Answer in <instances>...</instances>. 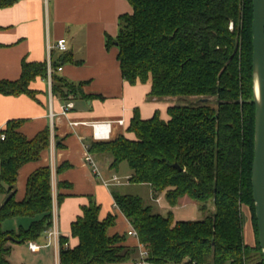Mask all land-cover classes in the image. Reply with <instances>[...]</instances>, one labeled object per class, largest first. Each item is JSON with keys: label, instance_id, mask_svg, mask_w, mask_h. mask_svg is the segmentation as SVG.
<instances>
[{"label": "trees", "instance_id": "obj_1", "mask_svg": "<svg viewBox=\"0 0 264 264\" xmlns=\"http://www.w3.org/2000/svg\"><path fill=\"white\" fill-rule=\"evenodd\" d=\"M15 1L0 0V6ZM129 2L133 11L120 15L117 36L108 38V45L118 47L125 79L131 83L149 81L151 98L208 95L216 98V108L204 101L171 104L169 100L168 119L161 117L159 110L149 118L135 110L127 126L134 138L122 133L93 141L89 150L111 154L113 167L127 161L132 168L130 181L149 184L154 197L163 193L170 206L188 195L199 201L203 210L209 204L213 208L200 219H178L171 209L166 214L154 211L140 195L114 191L116 205L148 249L146 261L264 264L251 183L255 110L252 0ZM37 76H47V62L24 59L18 79H0V93L34 95L29 85ZM52 76L53 93L61 97L67 98L82 87V82L75 84L56 73ZM20 125L17 119L0 127V194H5L0 203V264H12L14 244L39 238L53 224L49 165L35 169L28 176L24 197H16L19 170L50 145V127L28 138L18 129ZM62 197L59 194V200ZM244 206L255 231L253 243L244 238ZM82 209L71 223L72 235L79 242L71 247L66 237H60V264L133 258L138 248L125 244L126 235L108 233L115 223L113 214L101 219L100 204L93 199ZM14 216H28L31 221L17 230L4 228L3 221Z\"/></svg>", "mask_w": 264, "mask_h": 264}, {"label": "crops", "instance_id": "obj_2", "mask_svg": "<svg viewBox=\"0 0 264 264\" xmlns=\"http://www.w3.org/2000/svg\"><path fill=\"white\" fill-rule=\"evenodd\" d=\"M132 11L129 0H16L11 5L0 6V79H18L24 59L48 64L50 58L54 73L75 84L82 82L81 89L67 98L53 93L47 76H37L30 82L34 95L0 93L1 128L8 121L18 119L21 120L18 129L28 138L48 126L51 133L50 145L41 151V156L20 168L16 197H24L28 176L35 169L49 165L53 194L51 227L57 228L60 236L56 238L45 231L39 238L30 240L41 245L37 251L30 249V241L14 244L13 250L25 246L28 251L27 257L24 255L18 264H49L51 258L60 264V237H66L71 247L79 242L72 235L71 223L91 199L100 204L101 219L109 214L115 216L109 235L124 234L125 244L138 248L127 261L102 264H154L138 263L141 242L138 236L129 234L131 224L115 203L114 191L126 193L124 187L123 191L118 188L123 183L116 172L123 161L113 167L111 154L92 152L100 170L97 174L86 159L87 146L96 141L92 121L109 120L111 138L122 133L134 138L127 126L135 110L143 118L153 116L156 110L163 118H169L170 102L151 98L149 81L126 80L117 57V45H108V38H115L119 32L120 15ZM60 37L67 39L65 51L54 46ZM70 99L74 106L68 113H61L62 105ZM118 119H124V123L117 122ZM127 169L130 177L132 168ZM114 174L120 177V182L105 184L103 180ZM60 182H64L62 186ZM59 194L63 195L60 200ZM4 198L5 194H0V203ZM245 209L251 221L250 211ZM30 221L28 216H14L5 219L3 227L17 230L20 226L27 227Z\"/></svg>", "mask_w": 264, "mask_h": 264}, {"label": "water", "instance_id": "obj_3", "mask_svg": "<svg viewBox=\"0 0 264 264\" xmlns=\"http://www.w3.org/2000/svg\"><path fill=\"white\" fill-rule=\"evenodd\" d=\"M252 89L254 110L252 194L264 260V0H252Z\"/></svg>", "mask_w": 264, "mask_h": 264}, {"label": "rangeland", "instance_id": "obj_4", "mask_svg": "<svg viewBox=\"0 0 264 264\" xmlns=\"http://www.w3.org/2000/svg\"><path fill=\"white\" fill-rule=\"evenodd\" d=\"M229 27L230 29L234 28L233 22H230ZM240 27L241 25L238 27L239 29H237V32L240 31ZM238 37L240 38V35ZM200 98H205L206 101L201 100ZM169 100H171V104H197L201 102L203 103L204 101L205 104H209L210 107L216 108V98L208 95H202V96L178 95L171 97V99H168V101ZM127 168L131 169L129 163L127 161H123L120 164V169L116 171L117 174L121 177V183H123L122 186L118 187L119 190L123 191V187H124L125 188L124 191H126V193L142 196L144 201L147 204H151L154 208V211L156 212L166 214L168 210L171 209L174 212L175 217L178 219H200L203 218L206 214L210 213V210L213 208V204H209L208 208L206 210H203L201 207V203L189 197L188 195L183 197V199H181V201L178 202L177 205L170 206L163 193H161L157 197H154L153 191L149 184L130 181L128 179L129 175L127 176L128 173ZM246 215L247 212L244 206L243 208L244 238L249 243L250 241L255 240V231L250 219H248ZM24 255L25 257H27L28 251L26 250L25 246L23 247L21 246L19 248L12 250L10 259L12 260L13 264H18L20 263ZM48 263L56 264V261L54 263V260L51 258L50 260H48Z\"/></svg>", "mask_w": 264, "mask_h": 264}, {"label": "built area", "instance_id": "obj_5", "mask_svg": "<svg viewBox=\"0 0 264 264\" xmlns=\"http://www.w3.org/2000/svg\"><path fill=\"white\" fill-rule=\"evenodd\" d=\"M59 50L65 51L68 49V43L67 39L65 37H60L57 39L55 45ZM53 46L50 45L49 48L51 49ZM59 70L62 69L61 66L58 67ZM55 72V67L52 64L51 59L49 58L48 64H47V79L50 85H52V78H53V73ZM74 106L73 100H68L66 101L61 108V113L66 114L68 111ZM117 122L119 123H124V119H118ZM92 128H93V136L96 140H107L111 138V129H112V124L109 120H104V121H92L91 122ZM5 134L2 133L1 138H4ZM86 159L87 161L91 164L93 167L94 171L99 174L100 170L97 165V162L95 161L92 153L89 150V146H87V154H86ZM105 184H109L110 182H120V177L117 174H114L110 179H104L103 180ZM47 232L50 235L55 236L56 238H59L60 232L57 228L51 227L47 230ZM129 234L136 235L138 236L137 231L131 227L129 230ZM29 247L33 251H37L40 249L41 245L34 242L30 241L29 242ZM148 255V249L140 243L139 247V256L140 259L138 260L139 262H145L146 260L144 259ZM168 264H175L173 262H169Z\"/></svg>", "mask_w": 264, "mask_h": 264}]
</instances>
